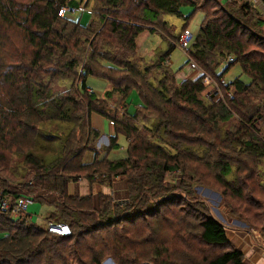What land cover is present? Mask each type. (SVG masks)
I'll return each instance as SVG.
<instances>
[{
    "label": "trees",
    "instance_id": "obj_1",
    "mask_svg": "<svg viewBox=\"0 0 264 264\" xmlns=\"http://www.w3.org/2000/svg\"><path fill=\"white\" fill-rule=\"evenodd\" d=\"M182 5L191 8L186 22L202 13L185 51L202 75L177 84L166 60L179 35L154 63L136 55L135 40L148 28L164 38L161 17L180 16ZM78 6L89 11L84 23L57 14ZM263 15L219 0H0V195L10 202L30 197L31 206L45 209L43 225L28 213L0 211V264H245L234 247L211 253L228 243L226 231L198 207L184 210L178 192L189 196L191 180L178 189L164 177L201 160L224 194L242 198L264 172ZM237 63L248 82L236 77L222 86L233 90L227 104L200 97L203 75L219 80ZM87 76L108 82L101 97L87 91ZM133 90L140 102L131 109ZM94 112L113 126L103 152L90 123ZM232 116L235 128L224 129ZM121 134L126 155L108 160ZM85 152L90 162H82ZM16 155L22 162L12 168ZM197 172L194 166L187 174ZM117 178L125 179L123 201L101 192ZM79 180L88 194L70 193ZM262 182L255 189L264 202ZM260 214L252 213V225L264 238ZM49 221L67 224L70 234L48 233Z\"/></svg>",
    "mask_w": 264,
    "mask_h": 264
},
{
    "label": "rangeland",
    "instance_id": "obj_2",
    "mask_svg": "<svg viewBox=\"0 0 264 264\" xmlns=\"http://www.w3.org/2000/svg\"><path fill=\"white\" fill-rule=\"evenodd\" d=\"M221 3H225V1H221ZM260 8L262 11H264V5L259 3ZM260 11V10H259ZM191 12V8L188 5H182L180 7V16L175 15H163L160 20L165 22V28H161L163 32L166 34L163 38L159 33L158 30L153 29H143L136 37V55L141 57L147 62H155L157 56L164 52L168 48V44L172 42L173 37L176 35H180L182 33L183 25L194 35L197 34V30L199 28V23L202 19V13L199 11H196L192 14L190 19L186 22L184 20V17ZM68 18L77 21L81 20L82 23H84L87 19V16H89L88 9L85 13H67L66 14ZM262 29L264 30V25L262 26ZM230 59L227 57V60ZM189 62L188 56L185 54V51L178 47L176 43H174V48L172 49L171 53L169 54L166 64L168 69L176 76H184L186 77V74L189 73L187 69V65ZM149 66V65H148ZM193 69L188 79H194L200 75H202L201 70L198 68L196 64L190 67ZM225 68V62L221 64L215 71V74H219L223 69ZM190 69V70H191ZM150 76H153L154 73L150 72ZM175 77V76H174ZM240 78L243 82H248V78L242 73L241 68L239 64H233L229 66V68L223 73L221 78L224 82L228 83L234 78ZM215 80L211 78L208 74L203 75L202 83L205 86L204 90L200 93V97L204 98L205 100L210 101H217L219 99H223L224 102L227 104L225 97L229 98L232 96L233 90L231 86H228L227 89H223L222 86H224V83H221L220 81L222 79ZM184 80V79H183ZM176 83H180L181 80H177L175 78ZM86 85L88 86V92H93L96 96L101 97L105 90L108 89V82L102 78L95 77V76H87L86 78ZM62 86H59L58 88L61 89ZM128 102L130 108L136 107L140 99L138 97V94L135 90L129 93ZM235 118H237L235 116ZM233 116L223 124L224 129H229L232 131L236 124L237 120ZM90 123L97 127L100 132L101 136L97 139L96 143L97 146L100 147L101 145V151H104V146H107V139L110 135L109 132L106 130H103L101 128V125L104 127L110 129V126L108 124V120L106 118H103L97 114L91 113L90 116ZM261 128L262 135H264V125L258 124ZM117 147H114L110 149L107 153L106 158L108 160H117L124 158L126 155V147H127V140L125 139L124 135H118L117 136ZM98 148V147H97ZM101 152V153H102ZM18 158L14 157L13 160H11V167L13 168L15 164H20L22 162V156L16 155ZM93 154L91 152H85L82 156V162H90L92 160ZM14 161V162H13ZM195 166V169H197L199 172L195 174L194 176H191V174H187L193 167ZM186 172H180L179 170H175L173 172H168L165 174L164 180L168 186L177 187L180 189L181 187L187 186V181L190 179V192L191 194L189 196H185L181 191L179 190L178 194L182 197H184L185 201L188 203V206L183 204V208L186 211H190V213H193L191 211L190 207H198L200 211H202L205 215H210L212 218H214L217 222H219L226 231V236L228 239V243L226 245L222 246H215L211 249V253H219L223 250H226L227 248H237L241 251V253L245 256L246 254V248H247V242H249V245L251 246V242L255 247L258 249L264 250V238L260 235L259 229L253 228L252 223V213L253 212H263V205L264 202L262 200V191L258 192L256 188L258 187V182L261 180H264V172L260 173L258 175H255L251 180L248 182V187L244 188L242 190L243 197L242 198H233L229 196V194H224L223 188L216 182V180L213 178V174L206 170V166L202 163L201 160L199 163L187 161L185 163ZM263 168V167H262ZM125 180V179H124ZM117 178L115 179L112 184H121L124 183V192L126 191V183L125 181ZM80 181V180H79ZM186 182V184H184ZM111 184V185H112ZM264 183L262 182V185ZM99 188V187H97ZM96 188V189H97ZM251 188L253 190H251ZM120 189V188H119ZM249 189V190H248ZM261 189V188H260ZM102 191V189H101ZM176 193V192H175ZM262 195V196H261ZM124 196H118V198L115 201H123ZM192 201V202H190ZM255 201H260L259 204L260 207L256 205ZM255 203V205L253 204ZM258 207V208H257ZM31 216V222L35 224L43 225V216L45 213V209L42 206L37 205L36 203L34 205H30L26 211ZM263 214H260L259 221L257 222V225L259 228L261 227V223L263 221ZM256 223V222H255ZM165 230V231H164ZM161 229L162 233H166V231L171 234V230L169 229ZM173 233V232H172ZM262 234V233H261ZM246 238H248V241L246 242ZM195 253H191V255H194ZM101 264H115L114 261H107V258H105ZM245 264H252V262L249 260V257H246Z\"/></svg>",
    "mask_w": 264,
    "mask_h": 264
},
{
    "label": "built area",
    "instance_id": "obj_3",
    "mask_svg": "<svg viewBox=\"0 0 264 264\" xmlns=\"http://www.w3.org/2000/svg\"><path fill=\"white\" fill-rule=\"evenodd\" d=\"M225 2H235V3H246L250 7H255V5H259V3L264 5V0H219ZM86 8L82 6L67 8L61 7L57 14L63 15L65 13H85ZM194 35L187 29L183 30L182 33L179 35L176 44L179 48L187 51L189 48ZM186 54V53H185ZM195 63L189 59L188 65L191 67ZM222 79V78H221ZM221 83L226 84L223 79L220 81ZM32 204V199L30 197H18L13 202L8 201L5 197L0 195V211L1 212H9L12 217H17L19 214L26 213L28 207ZM46 230L50 234L58 235V236H67L70 234L69 226L65 223H55V222H47L45 226Z\"/></svg>",
    "mask_w": 264,
    "mask_h": 264
},
{
    "label": "crops",
    "instance_id": "obj_4",
    "mask_svg": "<svg viewBox=\"0 0 264 264\" xmlns=\"http://www.w3.org/2000/svg\"><path fill=\"white\" fill-rule=\"evenodd\" d=\"M253 8L254 9H258V11L260 10L259 12L261 14H264V11L261 10L260 5H258V6L255 5V7H253ZM187 69H188L189 73L186 74V77H184L182 75H180V76L174 75L175 78L177 80H181V79L183 80V79L187 78L189 76L190 72L193 70V69L190 68L189 65H187ZM108 124L110 126V129L109 130H108V128L104 127L103 125H101V128L103 130H106L107 132H109V134L111 135V134H113L112 122L108 121ZM91 126L93 128H95V129H97L100 132V130L97 127L93 126L92 124H91ZM101 136H103V135H101ZM97 147H99V146H97ZM124 186H125L124 183H123V185H121L119 183H118V185L113 183L109 187H105V186L104 187H101V189H102L101 192L104 195H111V197L114 200H116L118 198V196H124V200H125V198H126V191L124 192V190H123L124 189ZM69 191L73 195H85V194H88V192L90 191V188H89V185L87 184V182L85 180H80L77 183H71L69 185ZM92 194L96 195L97 193L96 192H93ZM93 199L95 200L96 197L94 196ZM28 219L31 221V216L29 214H28ZM247 241H248V238H246V242ZM243 257H244V263L246 262V257H249V260L252 262V264H264V250L263 249H260V248L258 249L257 247H255L253 245L252 242H251V246L249 245V242H247L246 254H245V256L243 255Z\"/></svg>",
    "mask_w": 264,
    "mask_h": 264
},
{
    "label": "water",
    "instance_id": "obj_5",
    "mask_svg": "<svg viewBox=\"0 0 264 264\" xmlns=\"http://www.w3.org/2000/svg\"><path fill=\"white\" fill-rule=\"evenodd\" d=\"M107 261H111V259L110 258H107Z\"/></svg>",
    "mask_w": 264,
    "mask_h": 264
},
{
    "label": "bare ground",
    "instance_id": "obj_6",
    "mask_svg": "<svg viewBox=\"0 0 264 264\" xmlns=\"http://www.w3.org/2000/svg\"><path fill=\"white\" fill-rule=\"evenodd\" d=\"M101 146V145H100Z\"/></svg>",
    "mask_w": 264,
    "mask_h": 264
}]
</instances>
